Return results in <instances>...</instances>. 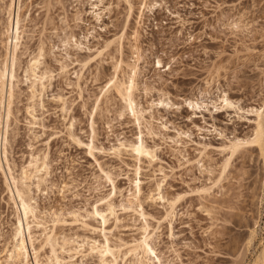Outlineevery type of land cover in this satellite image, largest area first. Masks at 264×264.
Listing matches in <instances>:
<instances>
[{
    "label": "rangeland",
    "instance_id": "374dc122",
    "mask_svg": "<svg viewBox=\"0 0 264 264\" xmlns=\"http://www.w3.org/2000/svg\"><path fill=\"white\" fill-rule=\"evenodd\" d=\"M8 1L0 0V62ZM131 1L128 21L124 0L19 1L23 32L6 157L15 175L32 157L44 159L48 167L39 173L41 179L28 181L38 215V225L32 223L34 247L43 264H50L49 248L38 245L43 224L57 234L55 253L63 264H98L94 252L72 261L60 247L62 239L101 242L105 233L120 250L116 264H128L127 251L145 222L129 204L137 178L162 264H248L264 236V169L257 150H240L217 178L224 146L250 134L248 110L264 99V0H146L151 8L141 18V0ZM106 41L113 43L98 53ZM39 49V71L50 77L32 97L25 71ZM120 59L122 80L135 71L140 127L114 91L102 93ZM189 100L200 107L191 109ZM140 128L154 156L139 161L127 145L138 139ZM91 139L94 147L84 145ZM106 196L113 197L114 216L108 215L102 230L91 213L96 206L105 208ZM176 196L180 199L172 207L169 201ZM13 214L0 170V264H11L4 250ZM254 227L253 244L244 253Z\"/></svg>",
    "mask_w": 264,
    "mask_h": 264
},
{
    "label": "bare ground",
    "instance_id": "6f19581e",
    "mask_svg": "<svg viewBox=\"0 0 264 264\" xmlns=\"http://www.w3.org/2000/svg\"><path fill=\"white\" fill-rule=\"evenodd\" d=\"M20 0H9L5 5V11L7 13V21L6 24L1 31V44L4 47V54L2 55L3 62H0L2 67L0 68V122L4 117L5 122L2 127H0V170L3 175L4 185L6 188V193L8 197V204L13 207L14 210V221L11 227V234L9 240V246L5 248V258L6 262L11 261V264H43L44 261L41 255L38 254L37 249L34 247V237L32 235V223L38 225L36 207L32 203V197L30 196V184L29 180L32 177H37L41 179L39 173L44 172L47 173V164L45 160H41L37 157H32L28 162L26 168L23 167L20 169L17 175H15L14 169L9 164V160L6 157V143H7V126L10 116V101L13 95V86H14V78L16 72V57L17 51L21 44V11H20ZM127 4V21L131 17L134 4L131 0H124ZM150 9L151 6L147 4L146 0H141L140 5L138 6L139 10V18H141L144 9ZM96 15V14H95ZM126 21V22H127ZM127 24V23H126ZM129 24V23H128ZM112 41H106L104 45L98 50V53H102L103 51L108 50V48L112 45ZM42 49H39L36 56L31 60L28 68H26L25 73L27 72V79L29 80L28 88L30 90L31 96L34 97L36 94L44 89L45 80L49 79L50 75H46L45 71H39V65L41 64L42 57ZM159 63V62H158ZM85 64V63H84ZM122 67V61L117 60L116 66L114 67L113 75L109 78H106V83H104V96L107 92L114 91L119 98L124 102L125 108L129 110V113L136 121L138 127H140L142 118L141 111L137 109L136 102L134 100V90H135V71L128 75L126 80H122L118 75V69ZM134 68V66H133ZM122 70V69H121ZM120 70V71H121ZM105 82V81H104ZM101 91V90H100ZM102 95V94H101ZM102 96V97H104ZM107 96V95H106ZM105 96V97H106ZM222 102L225 106H230L231 102L225 95H222ZM97 98V97H96ZM98 100V99H97ZM186 100V99H185ZM101 101V100H99ZM98 101V102H99ZM96 102V103H98ZM164 102V101H163ZM187 105L191 107V109L199 108L200 103L195 100L186 101ZM162 103V101H160ZM168 103V102H167ZM166 103V104H167ZM163 104V103H162ZM251 113V118H247V120L251 121V132L248 136L243 138H234L228 141V143L224 146V149L227 151L226 156L224 157L221 165L219 177L217 180L224 175V172L229 165V161L232 156L238 153L240 150L246 147H254L257 150L258 155L262 160V165L264 169V99L262 102L256 106L251 107L248 110ZM128 113V112H127ZM34 119V116H32ZM93 119V118H92ZM95 122V121H92ZM1 124V123H0ZM92 124V123H90ZM93 125V124H92ZM92 132V136L95 134L94 126H91L90 129ZM139 130L138 139L135 142L129 143L127 145L128 150L135 156L136 160L141 158H152L154 156L153 151L148 148L143 142V138L141 137V128ZM96 135V134H95ZM91 136V137H92ZM73 140L76 143H80L77 136H73L71 134ZM91 139V143H92ZM74 141V142H75ZM84 142V141H83ZM92 148L93 143L91 145L84 144ZM88 147V148H89ZM94 147V146H93ZM91 150V149H90ZM92 151V150H91ZM90 151V152H91ZM92 153V152H91ZM3 163L5 165H3ZM6 168H5V167ZM136 170V169H135ZM138 170V169H137ZM136 170V171H137ZM137 173V172H136ZM135 173V174H136ZM264 173V172H263ZM109 178L108 176H106ZM264 178V177H263ZM111 181V180H110ZM140 180L135 179L132 182V191L128 194L129 204L134 205V208L131 206L132 210L141 215L144 218V226L143 233L140 238L136 241L133 246L128 249L129 259L128 264H162L161 258L155 249V245L152 242L153 235L148 230V225L145 220V212H143L141 200H140ZM263 187H264V179H263ZM113 188V187H112ZM115 188V186H114ZM115 190V189H114ZM129 192V191H128ZM157 198L162 199L163 196L159 191V187H157ZM113 196V195H112ZM113 197L106 196L104 199L103 210H99L97 206L93 209L91 215L92 217L99 218L102 230L105 229V224L107 223L108 215L114 216V201L112 203ZM264 198V188L262 191V196L260 201L262 202ZM180 199V196H176L172 198L169 203L173 207L177 201ZM130 207V206H129ZM138 208V209H137ZM89 215V214H88ZM40 223V222H39ZM87 225V224H86ZM42 238L39 247L45 248L48 247L51 252V256L47 259L50 264H63L64 258H59L55 253V245L58 244V236L54 232L53 228H48L42 224ZM95 229V228H93ZM257 229L256 227L249 229V234L245 238V251L249 249V247L253 244L254 238L256 236ZM36 239V237H35ZM62 245L60 249L65 251L67 254V258L71 259L80 255L81 257L85 256L86 252L88 253H96L99 256L98 264H116L117 259L119 257V249H114L110 245V240L105 233H103V240L97 241L96 239H92L84 242H75L72 241L68 243L66 240L62 239ZM37 245V246H38ZM87 245V246H85ZM28 247L33 251L34 257L33 261H29V251ZM41 248V249H42ZM126 254V252L124 253ZM244 256V254H242ZM31 257V256H30ZM155 259V260H154ZM70 261V260H69ZM73 261V260H72ZM154 261H157L156 263ZM7 264V263H6ZM122 264H125L123 261ZM248 264H264V236L262 237L261 248L253 259Z\"/></svg>",
    "mask_w": 264,
    "mask_h": 264
}]
</instances>
